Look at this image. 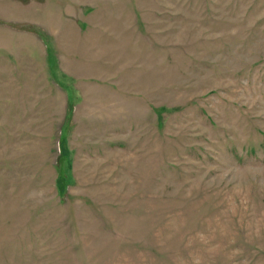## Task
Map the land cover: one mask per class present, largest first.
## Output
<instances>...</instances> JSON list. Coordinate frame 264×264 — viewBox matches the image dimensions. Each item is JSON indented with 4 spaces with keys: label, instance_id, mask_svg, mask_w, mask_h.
Masks as SVG:
<instances>
[{
    "label": "rangeland",
    "instance_id": "rangeland-1",
    "mask_svg": "<svg viewBox=\"0 0 264 264\" xmlns=\"http://www.w3.org/2000/svg\"><path fill=\"white\" fill-rule=\"evenodd\" d=\"M0 264H264V0H0Z\"/></svg>",
    "mask_w": 264,
    "mask_h": 264
}]
</instances>
